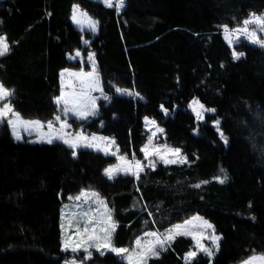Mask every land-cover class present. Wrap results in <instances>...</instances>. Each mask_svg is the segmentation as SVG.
I'll use <instances>...</instances> for the list:
<instances>
[{
	"label": "trees",
	"instance_id": "trees-1",
	"mask_svg": "<svg viewBox=\"0 0 264 264\" xmlns=\"http://www.w3.org/2000/svg\"><path fill=\"white\" fill-rule=\"evenodd\" d=\"M125 1L118 12L99 0H0V33L10 46L0 56V82L13 93L16 112L53 120L60 70L81 67L68 53L81 50L86 62L93 49L109 99L95 116L71 122L114 138L119 155L142 158L150 117L164 128L161 140L187 162L158 161L138 179L123 173L109 179L104 170L116 156L92 148L73 156L63 142L17 140L2 121L0 264H65L63 204L85 188L110 205L115 246L131 247L147 230L202 214L222 236L212 264L264 254V46L243 39L235 46L243 55L233 59L222 33V26L236 28L264 13V0ZM75 3L99 20V34H85L87 46L71 19ZM117 86L139 95L118 94ZM194 100L215 112L198 120ZM192 246L191 237L177 235L148 264H189L184 256ZM74 254L86 264H124L116 253ZM190 264L211 258L199 253Z\"/></svg>",
	"mask_w": 264,
	"mask_h": 264
},
{
	"label": "snow or ice",
	"instance_id": "snow-or-ice-1",
	"mask_svg": "<svg viewBox=\"0 0 264 264\" xmlns=\"http://www.w3.org/2000/svg\"><path fill=\"white\" fill-rule=\"evenodd\" d=\"M104 3L107 7H113V0H104ZM124 6V0H115V7L117 11H119L120 8ZM86 15V14H85ZM73 19L76 20V16H73ZM79 22V21H77ZM91 27L95 29L96 22L90 21ZM250 24H255L257 27L261 29V31H264V16H256L255 14H252L249 19H246L243 21V27L229 30L228 26H223L224 33H225V39L228 41L229 45H232L235 41L233 39V36H236L238 33L239 35L247 36L249 40H251L253 43H259L261 46H264V40L256 39V33L255 31H249L248 26ZM239 38L238 36L236 37ZM10 52V46L6 42V38L4 36H0V56H4ZM77 56L80 55L79 52L76 53ZM233 59H239L243 53H238L236 51H233L232 53ZM90 60L93 61V72L90 73H83L82 71L79 73H68L69 76H74L77 78L80 77H86L87 80H81L82 85V91L79 94H68L63 91L61 96L57 98L56 103L59 105L61 102L65 105L63 111L65 113L67 112H74L76 115L79 116L81 119H87L90 115H95V97H92L90 95L91 91H96L102 89L99 88L98 84V78L95 76V64H94V54L89 57ZM63 77V73L61 74ZM86 89V90H84ZM116 92L120 94H127V95H139L138 93L130 92L127 89H121L116 88ZM13 95V93L4 87L3 84H0V102L8 101L9 98ZM71 95V99L69 96ZM105 99H109V97L105 96ZM71 104L72 107H68V105ZM91 105V108L89 107ZM192 105H198V107H192ZM193 112H195L196 118L198 120L203 119L204 112H215V109H205L203 104H200L199 101L194 100L192 102ZM161 109L167 112V109L163 108V105H161ZM55 121H60V116L57 115L55 118ZM6 121L8 125L12 127L13 130V136L20 140L21 136L19 134L18 128L23 127L25 131L29 129H43L45 127L44 124L41 123L39 120H32V121H26L23 120L22 117L18 112H16L13 107L11 106L10 101L0 104V122ZM146 125L149 126H155V131H152L151 136L149 137L147 143L140 149V151L144 154V160L147 161V165H145L142 161L135 159V155L133 154L132 160H128L126 156H119L118 159L124 162L125 167L121 168L120 166H114L109 167L105 169V174L108 176L109 179L113 178V175L115 172L118 171H124L125 174H133L136 176V178H139V173L144 171L145 167H155L156 160H160L165 164H174V163H186L187 158L183 157L180 153V149L178 148H170L166 144L165 145H154L153 144V138L157 135V133L163 132V129L156 126V122L154 120H148V118H145ZM219 120L215 121V124L217 126V131L220 135V138L227 142V138L224 136L223 132L219 129ZM69 127L66 122H60V128L56 129L54 121H48L47 122V133H40L39 139L43 142L47 143H53L54 140H62L63 143L67 144L69 147L75 149L78 146H84V147H96L97 150H102L99 148V145H95L92 142L93 141H103L105 143L106 149L110 148L113 144H115L114 140H109L106 137H96V136H83L82 133H77L75 136V141L71 139L65 138L68 134L64 132V129ZM151 131V127L149 129ZM105 149V150H106ZM119 149H117V152ZM107 154V151H106ZM113 155L116 153L113 152ZM167 154H171V157ZM76 153L73 151V156H75ZM154 157V159L152 158ZM135 169V171H133ZM223 171V170H221ZM219 182L223 183L224 180L220 177H216ZM226 179V177L224 178ZM204 183H207L205 181ZM195 187H200L199 184L195 185ZM92 198H95L92 200ZM70 199H75L76 201H81L83 199V202L85 204L89 203V200H92V203L98 205L96 208H89L86 211H83L79 213L78 219L73 224L72 222H69V227L74 228V231L76 234H78L82 240L83 243H87L89 241H96L99 239H107L111 232V230L115 229V224L111 223L109 224L107 221H111L110 213L107 209V205L105 202L99 198V194L96 192H85L81 191L79 195L76 197H70ZM101 208L104 209V211H101ZM107 215V221L104 219V217ZM193 221H200V228L201 231L198 234H192L191 230L188 228L189 225L193 223ZM63 227V226H62ZM99 229V231H98ZM207 229H213V225H211L208 221L203 220L200 217H193L192 220L185 221L184 224H177L174 225L172 228L168 229L165 233L161 234L158 232H148L145 233L147 237H150L151 239L143 240L142 238H137L135 240L136 250H135V261L133 254L130 253V250L127 248H115L112 247L109 243H105L103 245L104 248H110L111 251L117 253V254H128L127 259L129 261V264H145L146 259L149 256H158L159 250L165 249L166 246L170 245L171 241L175 239L177 235H192L193 240L196 242V248H198L200 251H203L204 253L208 254L209 256L212 255V250L208 247H205L201 241L205 238H210L213 241V244L216 245L218 249V241L220 239L219 236H216L213 234L210 237H204V230ZM95 246L97 251H100L101 246L100 245H92L89 244V247ZM69 247L68 243H65V250H67ZM79 247V246H77ZM77 247H73L72 251H76ZM85 251H88L87 248L84 249ZM104 253L101 252V255ZM88 255L90 256L91 253L89 252ZM197 255L196 251H190L185 259L187 261H190ZM255 261H264V256L261 257H252L248 261H244L243 264H254Z\"/></svg>",
	"mask_w": 264,
	"mask_h": 264
},
{
	"label": "rangeland",
	"instance_id": "rangeland-1",
	"mask_svg": "<svg viewBox=\"0 0 264 264\" xmlns=\"http://www.w3.org/2000/svg\"><path fill=\"white\" fill-rule=\"evenodd\" d=\"M99 1H101V2L104 3V0H99ZM104 4H105V3H104ZM113 4H114L113 7H115V0H113ZM125 5H126V1L124 0V6H123L122 8H120L118 12H121V11L124 9ZM115 8H116V7H115ZM81 9H82V7H81L78 3H76V7H75V10H74V15L76 16L77 19L74 20V23L77 24L78 26H81V27H82V29H79V30L84 34V36H83V44L85 45V43L88 42L87 45H89L90 42H91V39H90V38H87V37L85 36V34H86V33H91L92 35H94V34H95V35H98V34H99V20L93 18V17H92L88 12H86L84 9H82V10H84L85 12L82 13ZM81 13H82V15H81ZM85 14H86V15H85ZM252 14H255L256 16H264V13H262V14L252 13ZM252 14H251V15H252ZM251 15H250V16H251ZM250 16H249L247 19H249ZM93 19H94V20H93ZM77 21H79V22H77ZM90 21H92V22H96V27H95V29H93V28L91 27ZM242 27H243V25H242V26H239V27H236V28H230V27H228V28H229V30H232V29H237V28H242ZM248 28H249V31H255V33H256V37H255V38H256V39L264 40V31H261V29H260L259 27H257L255 24H250V25L248 26ZM222 33H223V37H224V39H225V33H224V28H223V26H222ZM0 36H4V37H5V35H3V34H1V33H0ZM237 36L239 37L238 39L236 38ZM5 38H6V37H5ZM233 39H234L235 42H234L232 45H230V47H232L233 51H236V50H235V46H236V44L239 43V42H240L241 40H243V39L249 41L252 45H258V46H261L259 43H253L251 40H249V39L247 38V36L239 35L238 33L236 34V36H233ZM225 40H226V39H225ZM6 42L8 43L7 39H6ZM226 42L228 43L227 40H226ZM228 44H229V43H228ZM87 45H86V46H87ZM76 50H77V49H76ZM90 50H93V49H89L88 52H89ZM78 52L80 53V50H78ZM81 52H82V51H81ZM88 52H87V55H88ZM236 52H238V51H236ZM238 53H240V52H238ZM80 54H81V53H80ZM82 54H83V53H82ZM87 55H86V62H85L84 59H83V61L81 62V67H80V68H82L83 65H84V67L87 66ZM72 56L75 57V54H73ZM82 56H84V55H82ZM241 57H242V56H241ZM241 57H240V58H241ZM75 62H76V61H75ZM91 64H92V63H91ZM70 67H74V66H70ZM74 68H76V67H74ZM86 68H88V66H87ZM99 72H100V71H99ZM100 74H101V73H100ZM101 79H102V76H101ZM0 84H2V83L0 82ZM98 84H100V83H98ZM4 87H5V86H4ZM5 88H6V87H5ZM64 88H65V86H64ZM116 88H117V87H116ZM116 88H115V89H116ZM126 89H127V88H126ZM102 90H103V83H102ZM127 90L131 91L130 89H127ZM118 94H120V93H118ZM90 95H91L92 97L94 96L96 99L99 98V97H101V96H99V97L97 96V95H99V90L91 91V92H90ZM96 99H95V102H96ZM101 100H103V99H100V101H101ZM100 101H99V102H100ZM5 102H9V100H8V101H4V102H0V104L5 103ZM55 102H56V101H55ZM99 102H98V107H99ZM56 104H57V103H56ZM57 107H58V105H57ZM89 107L91 108V105H90ZM58 110H59V108H58ZM69 113H71V112H67V113H65V114H62V113L60 112V110H59V112L55 115V117H56L57 115H59V116H60V121H59V122L56 121L55 128H56V129H59V128H60V122H66L67 125H69V127H67V128L64 129V132L68 134L65 138H67V139H71V140L75 141V136H76V134L72 133V128L79 129L81 126H76L75 124H73V123L71 122V119H74V120H77V121H80V120H79V116H78V115H77L78 118L75 119V118H74V113H71V114H69ZM68 114L70 115V117H67ZM75 115H76V114H75ZM20 116L22 117L23 120H26V121H31V119L40 120L41 123L45 125V127H44L43 129H35V128H33V129H29V130H27V131H25L23 127L18 128L19 134H20V136H21V139H20V140H24V136H25V135H28V137H26V138H28V139L31 140V141L43 142V141H41V140L39 139V137H40V133H41V132H43V133H47V132H48L47 124L43 123V122H48V121H43V120L38 119V118H27V117L22 116L21 114H20ZM55 117H54V118H55ZM89 117H92V116H89ZM89 117H88V118H89ZM54 118H53V119H54ZM145 118H146V117H145ZM145 118H144V123H145L144 126H145L146 130L148 131V135H147V139H146L145 143L143 144V146L147 143L149 137H150L151 134H152V131H155V126H149V125H146ZM147 118H148V120H154V119H152V118H150V117H147ZM83 120H84V119H83ZM51 121H52V120H51ZM154 121L156 122V126H158V127L161 128V129H164L163 127H161V126L157 123L156 120H154ZM0 123H1V122H0ZM150 127H151V131L149 130ZM11 129H12V127H11ZM83 129H84V128H83ZM80 131H81V130H78V133H81ZM85 133H86V134H83V133H82V135H83V136H87V137H91V136L94 135V136H96V137H106V138H108V139H111V138H112V137L109 138L110 136H107V135H104V134H101V133L87 132V131H85ZM162 133H163V132L157 133V135L153 138V144H154V145H157V146L165 145V144H166V145H167L168 147H170V148H176V147H173V146H171V145H169V144H167L166 142H164V141L161 140V135H162ZM113 139H114V138H113ZM114 141H115V139H114ZM54 142H63V141H62V140H54ZM44 143H47V142H44ZM92 143L95 144V145H99V148H100V149H103V150H104V153H106V151H107V154H110V155H113V154H112L113 152L116 153L115 155H113V156H116V161H115V163L110 164V165L107 166L106 168L114 167V166H120L121 168L125 167L124 162L118 159V157H119V156H122V155H119V152H120V151L117 152V149H119V147L117 146L116 141H115V144H113L110 148H107V149H106L105 143H104L103 141H99V140H98V141H93ZM64 144H65V143H64ZM66 145H67V144H66ZM143 146H142V147H143ZM81 148H87V147H84V146H78L77 148H75V149L72 148V149H73V150L75 151V153H76V152H77L79 149H81ZM88 148H92V149H94V150H97L96 147H88ZM105 149H106V150H105ZM98 151H101V150H98ZM101 152H102V151H101ZM180 153H181V155H182L183 157H186V156L182 153L181 150H180ZM167 155L169 156V158H173V157H171V154H167ZM127 158H128V160H132V158H129V157H127ZM152 158L154 159V157H152ZM135 159L140 160V161H142L145 165H147V161L144 160V154H143V157H142V158H135ZM158 161H160V160H156V162H158ZM160 162H162V161H160ZM164 164H165V163H164ZM165 165H169V164H165ZM146 168H148V167H145V168H144V171H145ZM133 171H135V169H133ZM121 172L125 174L124 171H118V172H115V173H114L113 178H114L115 176H117L118 174H120ZM104 173H105V170H104ZM140 173H141V172H140ZM140 173H139V174H140ZM129 174H130V173H129ZM105 175H106V174H105ZM130 175H133V174H130ZM106 176H107V175H106ZM133 176H135V175H133ZM135 177H136V176H135ZM113 178H112V179H113ZM82 191H85V192H88V193H91V192H96V193H98L97 190L94 189V188H85V189L82 190ZM77 195H79V194H76V195H73V196L70 195V196L65 200V202H64V204H63V212H64V213H63V220L61 219V227L63 226L62 229H63L64 249H65V243L67 242L68 245H69V247H68V249L65 250V251H67V252L69 251V252H70V255L68 256V259L66 260V263H65V264H86L84 260H82V259L79 258V255L74 254V251H72V248H73V247H77V246H79V247H77V250H76V251H84L85 248H87L88 250H90V249H94V250H96V247H95V246L89 247V244H92V245H100V246H101L100 251H99L100 253H101V252H103V253L113 252V251H111L110 248H104V247H103V245H104L105 243H109L112 247H115V248H127V249H129V250H130V253H128V254H133V256H134V261H135V255H134L135 250H136L135 241H134V243H133V246H131V247H118V246H115V244H114V240H113V236H114L115 229H114V230H111V229H110L111 234H110V236H109L106 240L102 238V239H99V240H96V241H89V242H87V243H83V242H82L80 236H79L78 234L75 233L74 228H70V227H69V222H72V223L74 224L75 221L78 219V215H79V213H81V212H83V211H86V210H88L89 208H93V209H94V208H96L98 205L92 203V200H94L95 198H92V200H89V203H88V204H85V203L83 202V199H82L81 201H76L75 199H70V197H73V198H74V197H76ZM99 198L102 199V200L105 202V204L107 205V209H108V211H109V213H110V216H111V221H107V215L104 217V219H105L109 224L114 223V224H115V228H116V222H115L114 219H113L112 210H111V208H110V205H109L108 202H107L106 200H104L100 195H99ZM101 211H104V209L101 208ZM193 217H200V218H202L203 220L208 221L211 225H213V229H207V230H204L203 234H204V237H210V236L213 234V230H214V234H215L216 236H219V237H220L219 241L217 242V243H218V249H219V245H220V241H221V237H222V236H221V234L216 230V227H215V225L213 224V222H211L208 218H206V217L203 216L202 214H194V215H192V216L186 218V219L183 220L182 222H177V223L171 225L170 227H168L167 229H165V230H163V231H160V230H147V231H145V232L143 233L142 236H140V237H138V238H142L143 240L151 239L150 237H147V236L145 235V233H148V232H158V233L163 234V233H165L168 229L172 228L174 225H177V224H184L185 221L192 220ZM199 225H200V221H193V223H192L191 225H189L188 228L191 230L192 234H198V233L201 231V228H200ZM98 231H99V229H98ZM186 236H189V237L192 238V235H186ZM136 239H137V238H136ZM192 239H193V238H192ZM172 241H173V240H172ZM172 241H171V242H172ZM201 243H202L205 247H208V248H210V249L212 250V255H211V256H209V255L207 254V255L211 258V264H212V262H213V258H214V256L216 255V253H217V251H218L216 245L213 244V241H212L210 238H205V239H203V240L201 241ZM161 250H162V249H161ZM161 250H159V254H160ZM190 251H196V252H197V255H198L199 253H204L203 251H200L198 248H196V242L193 240V246L191 247V249H190L188 252H186V254H185V256H184V260H185V262H189V261H187V260L185 259V257L187 256V254H188ZM113 253H115V252H113ZM116 254H117V253H116ZM128 254H123V255H121V254H117V255H118V257H119L120 259H122V260L124 261V264H129V261H128V259L126 258ZM204 254H206V253H204ZM197 255H196V256H197ZM196 256H195L191 261H193V260L196 258ZM254 256H255V257H261V256H264V254H263V253H260V252H254V253H252L251 255H249V256H247V257H245V258H243V259H241V260H239V261L233 262L232 264H243L244 261H248L250 258H252V257H254ZM151 257H155V256H149V257L146 259L145 264H148V261H149V259H150ZM191 261H190V262H191ZM254 264H264V261H255Z\"/></svg>",
	"mask_w": 264,
	"mask_h": 264
},
{
	"label": "crops",
	"instance_id": "crops-1",
	"mask_svg": "<svg viewBox=\"0 0 264 264\" xmlns=\"http://www.w3.org/2000/svg\"><path fill=\"white\" fill-rule=\"evenodd\" d=\"M75 7H76V3L73 5V9H72V22L74 24V26L78 29H82L81 26H78L77 24L74 23V19H73V16H74V10H75ZM82 13L85 12L84 10H82ZM81 13V15H82ZM94 20V19H93ZM95 35V34H94ZM88 42L85 43V45H87ZM78 52V50H74L73 52L71 53H68V58L75 62V61H83L84 59V56H82V52L80 50V55L77 56L76 53ZM75 54V57H73L72 55ZM94 54V64H95V76L98 78V83L99 84V88L102 89V79H101V74H100V66H99V62L97 60V56H96V51L95 50H90L88 52V55H87V66L88 68L84 67V65L82 66V68H74V67H66V68H63L60 70V82H61V91H60V94L55 98V101L57 100L58 97L61 96V93H62V88H63V91L65 93H68V94H79L81 91H82V85H81V80H87L88 78L86 77H80V78H77V77H74V76H69L68 73H79V72H83V73H90V72H93V61L89 59L90 56H92ZM92 63V64H91ZM63 73V77H62V74ZM65 86V88H64ZM118 88H121V89H126V88H123V87H120V86H117ZM116 88V87H115ZM86 90V89H84ZM132 92V91H130ZM124 95H127V94H124ZM99 98L96 99V102H95V115L98 113V110H99V107H98V102L100 101V99H105L104 97L107 96V94L102 90L100 91L99 90V95H97ZM94 97V96H93ZM108 97V96H107ZM69 98L71 99V95L69 96ZM58 105V104H57ZM65 105L61 102V104L58 105V108L60 110V112L62 114H65V112L63 111ZM68 107H72L71 104L68 105ZM71 113H74V112H71ZM69 113V114H71ZM68 114L67 117H70V115ZM95 115H90V116H95ZM89 117V116H88ZM74 118L77 119V115H75L74 113ZM32 120H36V119H31ZM79 120H83L81 118H79ZM40 121V120H39ZM52 121H54V124L56 125V121L55 119H53ZM45 124H47V122H43ZM11 128V126H10ZM78 130H81L80 132L83 133V134H86L85 133V130L83 129V126H81L79 129H75V128H72V133L74 134H77L78 133ZM11 132L13 134V130L11 129ZM28 135H25L24 136V140H29L28 138ZM111 138V137H109ZM109 140H114L113 138L109 139ZM30 142H36V141H31L29 140ZM39 143H42V142H39ZM88 148V147H87ZM103 153H104V150L102 149L101 150ZM106 154V153H105ZM122 173V172H121ZM124 174V173H123ZM63 209V208H62ZM64 213V212H63ZM63 213H62V220H63Z\"/></svg>",
	"mask_w": 264,
	"mask_h": 264
},
{
	"label": "flooded vegetation",
	"instance_id": "flooded-vegetation-1",
	"mask_svg": "<svg viewBox=\"0 0 264 264\" xmlns=\"http://www.w3.org/2000/svg\"><path fill=\"white\" fill-rule=\"evenodd\" d=\"M111 253H113V252H111Z\"/></svg>",
	"mask_w": 264,
	"mask_h": 264
}]
</instances>
